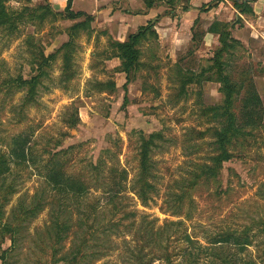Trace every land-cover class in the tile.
<instances>
[{"label":"rangeland","instance_id":"obj_1","mask_svg":"<svg viewBox=\"0 0 264 264\" xmlns=\"http://www.w3.org/2000/svg\"><path fill=\"white\" fill-rule=\"evenodd\" d=\"M137 1L142 8L127 0H72L75 11L101 10L90 28L72 35L84 16L64 19L55 13L65 8L50 0H2L0 264H190L188 249L196 253L193 264H210L206 237L246 228L253 244L232 251L241 264H264V126L246 127L220 175L189 187L199 165L215 153L212 131L228 115L243 117L249 90L260 95L264 116V2L250 14L241 13L236 0L212 7V0L196 6L152 0L158 32L150 29L139 44L128 81L111 42L129 34L114 18L150 8ZM216 21L218 29L228 23L240 40L225 57V73L237 88L225 110L221 83L201 72L221 46L218 34L208 32ZM194 30L199 36L192 40ZM42 52L52 57L30 95L12 78L40 73ZM17 138L29 139L26 160L12 156ZM56 161L86 181L88 191L64 195L53 188L45 174ZM62 211L70 229L57 244L46 229ZM10 229L20 231L16 243ZM190 234L202 248L194 249Z\"/></svg>","mask_w":264,"mask_h":264},{"label":"trees","instance_id":"obj_2","mask_svg":"<svg viewBox=\"0 0 264 264\" xmlns=\"http://www.w3.org/2000/svg\"><path fill=\"white\" fill-rule=\"evenodd\" d=\"M218 0H212L207 3L210 7L213 6ZM152 2L148 4V6H152ZM235 7L239 9L241 13H250L254 14V9L251 6L249 1H235ZM2 0H0V15L2 19L0 22H7L6 19H3L5 16L4 11H1ZM56 15H60L64 19H76L79 17L84 16L85 19L83 21H78L71 27V33L73 31H77L81 28L88 29L90 28V24L92 23L93 15L89 14L85 11L79 10L75 11L72 8V0H68V3L65 7V13H55ZM219 22H214L208 28V32L218 34V39L221 43L220 48L215 52L213 63L209 65L207 68L202 69V74H206L209 72L207 79L210 80L216 79L221 83V91L224 93V107L221 106L220 108L225 110L224 108L228 109V107L233 106L235 101V94L237 93L236 85L232 83L230 75L225 73L226 70V60L225 57L229 54L233 49L237 47V44H240V40L235 38L230 30L228 29V23L223 25L221 29H218ZM227 27V28H226ZM153 28V29H152ZM154 30L153 21L151 20L147 25L140 26L137 32H134L129 35V37L124 40H114L111 42V46L115 50V56L120 58L122 61V71L127 73L128 81L130 77V73L133 70L134 66L139 62L140 58V49L139 44L144 40L149 30ZM202 38L206 32H202ZM192 40L197 39L199 34L194 30L192 32ZM41 61L39 62L40 66V73L37 75H33L30 78L26 79L22 76H17L12 78L13 82L18 83V86H28V94L32 95L36 89L37 83L39 82L40 76L44 74L46 71H43L41 67L47 63V61L52 57V54L45 55L42 52ZM105 86L114 87V83H105ZM248 98L245 102H247L246 106H244V113L242 118H238L236 115H228L223 120H227L225 124H222L220 128H216L212 131V136L215 138V141L212 145L215 147V153L210 155L209 161L204 162L199 165V173H193V179L189 181V187H195L197 184L202 183L201 180L207 181L206 179H214L220 175L221 169L225 162L230 161L233 158V153L231 151V146L237 144L238 140L246 135L249 131L245 128L256 127L258 125L264 126V116L262 110V99L257 91L252 90L248 91ZM213 109H219L217 107H213ZM219 114V113H217ZM220 116H225L224 114ZM244 127V128H243ZM16 145L12 149V156L18 159L26 160L28 159V146H29V139H22L17 138L14 142ZM149 142L144 143V148L142 149V165L146 168L150 164L149 158ZM64 165L62 163L55 162V165L50 167L45 177L49 184L53 186V188L57 189L61 193L65 194H74V195H82L88 191L90 188L88 183L81 178L72 177L70 174H67L64 170ZM92 170L95 172L96 178H98L99 171L101 170V165L99 162L92 163ZM146 186H152L143 182ZM113 190L110 189L108 194H116L111 193ZM143 193V189H141ZM183 196V195H182ZM79 210V209H78ZM82 213V211H78ZM63 214V211L60 214H56L52 216V224L50 225L52 228L46 229V237L50 240H53L55 243L59 244L66 235H63V232H66L70 229L67 226L68 221L65 219H61L60 216ZM68 218V217H66ZM263 223V228L261 229L264 231V219L261 221ZM84 226V225H83ZM12 231V242L16 243L17 236H19L20 231L17 229H10ZM250 228H246L242 230L241 233L236 232H225L219 234L217 237H213L209 235L206 237V241L208 242L207 247L204 249V253L209 255L210 264H241L239 261V253L235 255L232 251L236 248L238 249H246L247 246L253 244V237L250 234ZM61 234V235H59ZM243 234V235H242ZM188 241L191 245L196 248H202L201 243L198 239L194 238L193 235H187ZM262 254L264 255V246ZM186 255L191 256L190 264H193L194 259L196 257V253L192 250H186ZM4 258V257H3ZM264 259V258H263ZM242 264H263L257 260H244Z\"/></svg>","mask_w":264,"mask_h":264},{"label":"crops","instance_id":"obj_3","mask_svg":"<svg viewBox=\"0 0 264 264\" xmlns=\"http://www.w3.org/2000/svg\"><path fill=\"white\" fill-rule=\"evenodd\" d=\"M50 1L53 2L54 5L58 6L61 9L65 8L67 3H68V0H50ZM127 1L129 2L128 3L129 6H131V4H137L140 7L143 6L142 2L138 3L137 0H127ZM202 1L203 0H191V3L193 4V6H196V5H199V3ZM151 2H152V0H149L148 4ZM260 2H264V0H256L254 5L251 3V6L253 7V9L256 13L259 9V3ZM143 3H144V5L148 6V4L146 3L145 0H143ZM140 7H139V11H137V12H133V13L131 12V13L122 15L121 18H118L117 16H116L117 18H114V21H115L114 24L116 26H119L121 30H126L129 32V34H127L125 36V38H120V37L114 36L116 38V40H120V41L126 40L129 37V35L136 32V30H138L140 26L147 25L151 20H153L155 18L154 16L157 13H154L155 9L152 8L153 6H151L149 9H144L143 11L142 10L140 11ZM131 10H129V11H131ZM77 11H79V10H77ZM82 11H84V10H82ZM95 12L100 13L101 10L94 11L91 14L95 15L96 14ZM103 23L106 24L104 21H103ZM110 25H113V23ZM206 38H207V36H206ZM191 39H192V37H191Z\"/></svg>","mask_w":264,"mask_h":264}]
</instances>
